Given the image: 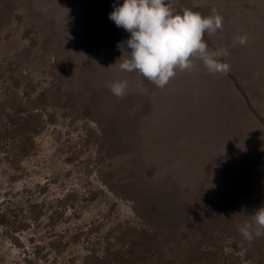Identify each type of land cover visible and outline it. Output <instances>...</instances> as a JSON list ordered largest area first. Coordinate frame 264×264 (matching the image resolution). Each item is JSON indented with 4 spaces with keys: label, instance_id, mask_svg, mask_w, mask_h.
Instances as JSON below:
<instances>
[{
    "label": "rangeland",
    "instance_id": "rangeland-1",
    "mask_svg": "<svg viewBox=\"0 0 264 264\" xmlns=\"http://www.w3.org/2000/svg\"><path fill=\"white\" fill-rule=\"evenodd\" d=\"M171 2L222 16L204 39L227 73L194 59L161 89L121 71L123 0H0V264H264V236L237 230L264 207V0Z\"/></svg>",
    "mask_w": 264,
    "mask_h": 264
},
{
    "label": "clouds",
    "instance_id": "clouds-1",
    "mask_svg": "<svg viewBox=\"0 0 264 264\" xmlns=\"http://www.w3.org/2000/svg\"><path fill=\"white\" fill-rule=\"evenodd\" d=\"M109 19L130 33L129 39L118 44L122 50L120 70L138 72L158 88H164L177 70L195 69L194 59L200 60L212 75L230 70L220 60L228 55L227 49L211 50L204 40L205 33L213 35L223 27V18L215 9L202 16L188 8L176 11L171 0H123L122 5H113ZM235 43L243 46L247 37L238 36ZM125 44L130 52L123 51ZM108 87L113 95L122 98L128 83L117 81ZM237 230L249 242L264 236V207L252 215V223L237 225Z\"/></svg>",
    "mask_w": 264,
    "mask_h": 264
},
{
    "label": "bare ground",
    "instance_id": "bare-ground-1",
    "mask_svg": "<svg viewBox=\"0 0 264 264\" xmlns=\"http://www.w3.org/2000/svg\"><path fill=\"white\" fill-rule=\"evenodd\" d=\"M6 1H7V0H6ZM28 1H29V0H28ZM89 1H90V0H89ZM96 1H97V0H96ZM119 1H120V0H119ZM174 3H175V2H174ZM33 4H34V3H33ZM175 4H177V3H175ZM178 4H179V3H178ZM178 4H177V5H178ZM55 6H56V5H55ZM179 6H180V5H179ZM89 8H90V7H89ZM182 8H183V7H182ZM34 9H35V8H34ZM90 9H91V8H90ZM91 10H92V9H91ZM91 10H90V11H91ZM200 12H201V11H200ZM202 12H203V11H202ZM207 12H208V11H207ZM225 12H226V11H225ZM18 13H19V12H18ZM18 13H17V14H18ZM88 13H89V11H88ZM19 14H20V13H19ZM50 15L52 16V14H50ZM50 15H49V16H50ZM53 15H54V14H53ZM85 15H86V14H85ZM85 15H84V16H85ZM86 16H87V15H86ZM232 16H234V14H233ZM85 18H86V17H85ZM87 18H89V16H88ZM95 18L97 19L98 17L96 16ZM93 19H94V18H93ZM22 20H23V19H22ZM22 20H21V21H22ZM85 20H86V19H85ZM87 20H88V19H87ZM97 20H98V19H97ZM262 21H263V20H262ZM85 22H86V21H85ZM95 22H96V21H95ZM236 22H237V21H236ZM98 23H99V22H98ZM29 24H30V23H29ZM58 24H59V23H58ZM84 24H86V23H84ZM111 24H112V22H111ZM111 24H110V25H111ZM236 24H237V23H236ZM13 25H14V24H13ZM59 25H60V24H59ZM92 25H94V23H92ZM17 26H18V25H17ZM39 26H40V25H39ZM84 26H85V25H84ZM90 26H91V24H90ZM255 27H256V25H255ZM15 28H16V27H15ZM31 28H32V27H31ZM83 28H84V27H83ZM87 28H88V26L86 27V30H87ZM96 28H97V27H96ZM96 28H95V29H96ZM35 29H36V28H35ZM90 29H91V28H90ZM20 30H21V29H20ZM86 30L83 29L84 32H85ZM101 30H102V29H101ZM111 31H112V29H111ZM38 32H39V31H38ZM38 32H36V33H38ZM42 32H43V31H42ZM88 32H89V31H88ZM91 32H92V31H91ZM93 32H94V31H93ZM93 32H92V33H93ZM7 33H8V32H7ZM43 33H44V32H43ZM43 33H42V34H43ZM68 33H69V32H68ZM99 33H100V32H99ZM104 33H105V32H104ZM11 34H12V33H11ZM38 34H39V33H38ZM42 34H41V35H42ZM84 34H85V33H84ZM205 34H206V33H205ZM58 35H59V33H58ZM72 35H74V34H72ZM75 35H76V34H75ZM98 35H99V34H98ZM56 36H57V35H56ZM86 36H87V33H86ZM208 36H210V35H208ZM216 36H217V35H216ZM57 37H58V36H57ZM57 37H56V38H57ZM68 37H69V36H68ZM97 37H98V36H97ZM100 38H101V37H100ZM8 39H9V38H8ZM40 39H41V38H40ZM65 39H66V38H65ZM65 39H64V40H65ZM68 39H69V38H68ZM86 39H87V38H86ZM19 40H20V39H19ZM57 40H58V39H57ZM60 40H61V39H60ZM64 40H63V41H64ZM70 40H71V39H70ZM97 40H98V39H97ZM102 40H103V38H102ZM204 40H205V39H204ZM213 40H214V39H213ZM54 41H55V40H54ZM108 41H109V40H108ZM222 41H223V40H221L220 42H222ZM49 42H50V41H49ZM71 42H72V41H71ZM97 42H98V41H97ZM101 42L103 43V41H101ZM210 42H211V41H210ZM57 43H58V42H57ZM90 43H91V42H90ZM102 43H100V44H102ZM104 43H105V42H104ZM112 43H113V42H112ZM213 43H214V42H213ZM215 43H216V42H215ZM222 43H223V42H222ZM40 44H41V43H40ZM44 44H45V43H44ZM72 44H73V43H72ZM84 44H85V43H84ZM208 44H209V42H208ZM216 44H218V43H216ZM98 45H99V44H98ZM98 45H97V46H98ZM104 45H106V44H104ZM55 46H56V45H55ZM88 46H89V45H88ZM91 46H92V45H91ZM99 46H101V45H99ZM99 46H98V47H99ZM101 47H102V46H101ZM105 47H107V46H105ZM25 48H27V47H25ZM28 48H29V47H28ZM67 48H68V47H67ZM84 48H85V47H84ZM113 48H114V47H113ZM209 48H210V47H209ZM34 49H35V48H34ZM89 49H90V47H89ZM97 49H98V48H97ZM100 49H101V48H99V50H100ZM104 49H105V48H104ZM218 49H219V48H218ZM22 50H24V49H22ZM65 50H66V49H65ZM65 50H64V51H65ZM74 50H75V49H74ZM84 50H85V49H84ZM28 51H29V49H28ZM28 51H25V52H28ZM66 51H67V50H66ZM71 51H72V50H71ZM91 51H92V50H91ZM91 51H90L89 53H91ZM127 51H128V50H127ZM34 52H35V51H34ZM67 52H68V51H67ZM67 52H66V53H67ZM69 52H70V51H69ZM95 52H96V51H95ZM102 52H103V51H102ZM32 53H33V51H32ZM70 53H71V52H70ZM70 53H69V54H70ZM24 54H25V53H24ZM28 54H29V52H28ZM103 54H104V53H103ZM29 55H30V54H29ZM29 55H28V57H29ZM104 55H105V54H104ZM1 57H2V56H1ZM28 57H27V58H28ZM34 57H35V56H34ZM42 58H43V57H42ZM71 58H72V57H71ZM28 59H30V58H28ZM105 59H106V58H105ZM116 59H117V58H116ZM117 60H118V59H117ZM54 61H55V60H54ZM30 62H31V61H30ZM88 62H89V61H88ZM66 63H67V62H66ZM94 64H95V63H94ZM57 66L59 67V65H57ZM57 66H56V67H57ZM66 69H67V68H66ZM79 70H80V69H79ZM34 71H35V70H34ZM203 71H204V70H203ZM53 72H54V71H53ZM204 72H205V71H204ZM34 73H35V72H34ZM55 73H56V72H55ZM57 73H58V72H57ZM35 74H36V73H35ZM58 74H59V73H58ZM128 74H129V73H128ZM120 75H121V74H120ZM186 75H187V74H186ZM184 76H185V75H184ZM34 77L36 78L37 76L35 75ZM131 77H132V76H131ZM29 78H30V77H29ZM40 78H41V77H40ZM214 80H215V79H214ZM180 81H181V80H180ZM180 81H178V84L180 83ZM215 81H216V80H215ZM37 82H38V81H37ZM169 82H170V81H169ZM247 86H248V85H247ZM162 89H163V88H162ZM176 89H177V86H176ZM163 91H164V90H163ZM68 93H69V92H68ZM256 93H257V92H256ZM250 94H252V92H251ZM156 95H157V93H156ZM156 95H155V96H156ZM253 95H254V94H253ZM11 96H12V95H11ZM155 96H154V97H155ZM256 97H257V96H256ZM221 98H222V97H221ZM254 98H255V97H254ZM14 99H15V97H14ZM158 99H159V98H158ZM58 100H59V99H58ZM84 100H85V99H84ZM181 100H182V99H181ZM5 102H6V101H5ZM182 102H184V101L182 100ZM59 103H60V102H59ZM90 103H91V101H90ZM95 103H96V102H95ZM6 104H7V103H6ZM71 104H72V102H71ZM71 104H69V107L72 106ZM85 104H86V103H85ZM175 104H176V103H175ZM63 105H64V104H63ZM65 106H66V105H65ZM67 106H68V105H67ZM79 106H80V105H79ZM89 106H90V105H89ZM91 106L93 107L94 105H91ZM152 106H153V105H152ZM181 106H182V105H181ZM61 107H62V106H61ZM74 107H75V106H74ZM77 107H78V106H77ZM80 107H81V106H80ZM83 107H84V106H83ZM83 107H82V108H83ZM178 107H179V106H178ZM5 108H6V107H5ZM63 108H64V107H63ZM88 108H89V107H88ZM145 108H146V107H145ZM64 109H65V108H64ZM72 109H73V108H72ZM72 109H71V110H72ZM151 109H152V108H151ZM161 109H163V108L161 107ZM69 111H70V110H69ZM143 111L145 112L144 109H143ZM182 111L184 112V110H181V112H182ZM5 112H6V111H5ZM66 112H67V111H66ZM153 112H154V111H153ZM156 112H157V111H156ZM158 112H159V111H158ZM177 112H178V110H177ZM0 113H2V112H0ZM55 113H56V112H55ZM55 113H53V114H55ZM84 113H85V112H84ZM86 113H87V111H86ZM68 114H69V113H68ZM103 114H104V113H103ZM179 114H180V113H179ZM15 115H16V113H15ZM62 115H63V114H62ZM72 115H73V114H72V112H71V116H72ZM175 115H176V114H175ZM180 115H181V114H180ZM185 115H186V114H185ZM19 116H20V115H19ZM49 116H50V115H49ZM59 116H61V115H59ZM178 116H179V115H178ZM10 117H11V116H10ZM17 117H18V115H17ZM20 117H21V116H20ZM22 117H23V116H22ZM22 117H21V118H22ZM69 117H70V116H69ZM107 117H108V115H107ZM13 118H14V117H13ZM38 118H40V117L38 116ZM78 118H79V117H78ZM96 118H97V117H96ZM99 118H100V117H99ZM189 118H190V117H189ZM16 119H17V118H15V122H16ZM18 119H20V118L18 117ZM52 119H53V118H52ZM66 119H67V118H66ZM70 119H72V118H70ZM5 120H6V119H5ZM8 120H9V119H8ZM34 120H35V119H34ZM40 120H41V119H40ZM72 120H75V119H72ZM76 120L78 121V119H76ZM76 120H75V121H76ZM79 120H80V118H79ZM136 120H137V119H136ZM3 121H4V120H3ZM19 121H20V120H19ZM77 121H76V122H77ZM86 121H87V120H86ZM94 121H95V120H94ZM110 121H111V120H110ZM187 121H188V120H187ZM35 122H36V120H35ZM92 122H93V121H92ZM112 122H113V121H112ZM7 123H9V122L7 121ZM82 123H83V122H82ZM113 123H115V122H113ZM208 123H209V122H208ZM252 123H253V122H252ZM10 124H11V123H10ZM36 124H37V123H36ZM87 124H88V123H87ZM107 124H108V123H107ZM37 125H38V124H37ZM39 125H41V124H39ZM90 125H91V124H90ZM98 125H99V124H98ZM105 125H106V124H105ZM24 126H25V125H24ZM34 126H35V125H34ZM85 126H86V125H85ZM92 126H93V124H92ZM92 126H91V127H92ZM11 127H12V126H11ZM20 127H22V126H20ZM26 127H27V125H26ZM32 127H33V126H32ZM32 127H31V128H32ZM35 127H37V126H35ZM40 127H41V126H40ZM40 127H39V128H40ZM70 127H71V126H69V128H70ZM98 127H99V126H98ZM102 127H104V125H103ZM111 127H113V126H111ZM185 127H186V126H185ZM187 127H188V126H187ZM187 127L185 128V130L187 129ZM69 128H66V129H69ZM78 128H79V127H78ZM84 128H86V127H84ZM95 128H96V127H95ZM155 128H156V127H154V129H155ZM249 128H250V126H249ZM249 128H248V129H249ZM7 129H8V128H7ZM7 129H3V130H7ZM16 129H17V128H16ZM23 129H24V128H23ZM34 129H35V128H34ZM40 129H41V128H40ZM45 129H46V128H45ZM52 129H53V128H52ZM192 129H193V127L190 129V131H191ZM13 130H14V129H13ZM17 130H21V129L18 128ZM17 130H16V131H17ZM41 130H42V129H41ZM80 130H81V127H80ZM94 130H95V129H94ZM100 130H101V129H100ZM107 130H108V129H107ZM185 130H184V131H185ZM193 130H194V129H193ZM31 131H32V130H31ZM36 131H37V130H36ZM47 131H49V130H47ZM50 131H51V130H50ZM84 131H86V130H84ZM188 131H189V130H188ZM198 131H199V130H198ZM246 131H247V130H246ZM246 131H245V132H246ZM5 132H6V131H5ZM54 132H55V131H54ZM109 132H111V131H109ZM114 132H115V131H114ZM186 132H187V131H186ZM200 132H201V131H200ZM38 133H42V131H40V132H38ZM51 133H52V132H51ZM85 133H86V132H85ZM87 133L90 134L89 132H87ZM92 133H93V132H92ZM96 133H97V132H96ZM96 133H95V134H96ZM180 133H181V132H180ZM187 133H188V132H187ZM191 133H192V131H191ZM203 133H204V132H203ZM246 133H248V132H246ZM8 134H9V132H8ZM35 134H36V133H35ZM42 134H43V133H42ZM56 134H57V133H56ZM95 134H94V136H95ZM115 134H116V133H115ZM189 134H190V133H189ZM201 134H202V133H201ZM201 134H200V135H201ZM31 135H32V134H30L29 136H31ZM38 135H39V134H38ZM46 135H47V134H46ZM76 135H77V134H76ZM101 135H102V134H101ZM187 135H188V134H187ZM47 136H48V135H47ZM68 136H69V135H68ZM71 136H72V135H71ZM74 136H75V135H74ZM108 136H109V135H108ZM203 136H204V135H203ZM3 137H4V135H3ZM72 137H73V136H72ZM72 137H71V138H72ZM76 137H77V136H76ZM76 137H73V138L75 139ZM84 137H85V136H84ZM156 137H157V136H156ZM1 138H2V137H1ZM4 138H5V137H4ZM38 138H39V137H38ZM41 138H42V136H41ZM104 138H105V137H104ZM107 138H108V137H107ZM110 138H111V137H110ZM151 138H152V137H151ZM172 138H173V137H172ZM172 138H171V139H172ZM33 139H34V138H33ZM45 139H47V137H46ZM48 139H49V138H48ZM52 139H53V138H52ZM108 139H109V138H108ZM138 139H139V138H138ZM159 139H160V138H159ZM163 139H164V138H163ZM165 139H167V138H165ZM9 140H10V139H9ZM30 140H31V138H30ZM38 140H39V139H38ZM75 140H77V138H76ZM75 140H74V141H75ZM79 140H80V139H79ZM91 140H92V139H91ZM39 141H40V140H39ZM51 141H52V140H51ZM77 141H78V140H77ZM105 141H106V139H105ZM166 141H168V140H166ZM170 141H171V140H170ZM36 142H37V139H36ZM81 142H82V141H81ZM147 142H148V141H147ZM152 142H153V141H152ZM27 143H28V142H27ZM51 143H52V142H51ZM117 143H118V142H117ZM135 143H136V142H135ZM149 143H150V142H149ZM149 143H148V145H149ZM165 143H166V142H165ZM17 144H18V143H17ZM38 144H39V143H38ZM43 144H44V143H43ZM53 144H54V143H53ZM96 144H97V143H96ZM154 144H155V143H154ZM162 144H163V143H162ZM24 145H25V144H24ZM31 145H32V144H31ZM89 145H90V144H89ZM141 145H142V144H141ZM160 145H161V144H160ZM5 146H6V145H5ZM28 146H29V145H28ZM46 146H47V145H46ZM46 146H45V147H46ZM52 146H53V145H52ZM79 146H80V145H79ZM84 146H86V145L84 144ZM84 146H83V147H84ZM128 146H129V145H128ZM139 146H140V144H139ZM6 147H8V146H6ZM29 147H30V146H29ZM29 147H28V148H29ZM132 147H133V146H132ZM135 147H137V145H136ZM140 147H141V146H140ZM142 147H143V145H142ZM142 147H141V148H142ZM158 147H159V146H158ZM87 148H88V146H87ZM130 148H131V147H130ZM143 148H144V147H143ZM41 149H42V148H41ZM44 149H45V148H44ZM46 149H47V148H46ZM152 149L154 150V148H152ZM49 150H50V149H49ZM49 150H48V151H49ZM130 150H131V149H130ZM140 150L142 151V149H140ZM143 150H144V149H143ZM146 150H147V149H146ZM42 151H44V150H42ZM81 151H82V150H81ZM154 151H155V150H154ZM5 152H6V151H5ZM46 152H47V151H46ZM138 152H139V151H138ZM142 152H143V151H142ZM39 153H40V151H39ZM88 153H89V152H88ZM143 153H145V152H143ZM147 153H148V150H147ZM152 153H153V151H152ZM152 153H151V154H152ZM156 153H157V152H156ZM156 153H155V154H156ZM161 153H162V152H161ZM82 154H83V153H82ZM141 154H142V153H141ZM159 154H160V152H159ZM9 155H10V154H9ZM20 155H21V154H20ZM32 155H34V154H32ZM46 155H47V153H46ZM85 155H86V154H85ZM15 156H16V155H15ZM43 156H44V155H43ZM153 156H154V155H153ZM78 157H79V155H78ZM78 157H77V159H78ZM82 157H83V156H82ZM140 157H141V156H140ZM154 157H155V156H154ZM222 157H223V156H222ZM0 158H2V157H0ZM86 158H87V157H86ZM143 158H144V157H143ZM155 158H156V157H155ZM223 158H224V157H223ZM73 159H74V158H73ZM73 159H72V160H73ZM140 159H141V158H140ZM224 159H225V158H224ZM3 160H4V159H3ZM59 160H60V159H59ZM96 160H97V159H96ZM134 160H136V159H134ZM141 160H142V159H141ZM221 160H222V159H221ZM221 160H220L219 163H221ZM87 161H88V160H87ZM136 161H137V160H136ZM2 162H3V161H2ZM50 162H51V161H50ZM50 162H49V163H50ZM52 162H53V161H52ZM54 162H55V161H54ZM54 162H53V163H54ZM59 162H60V161H59ZM59 162H58V163H59ZM61 162H62V161H61ZM61 162H60V163H61ZM79 162L82 163V160L79 161ZM84 162H85V161H84ZM4 163H5V162H4ZM8 163H9V162H8ZM15 163H16V162H15ZM87 163H88V162H87ZM0 164H1V161H0ZM5 165H6V164H5ZM18 165H19V164H18ZM42 165H43V164H42ZM76 165H78V164H76ZM96 165H97V164H96ZM1 166H2V165H1ZM78 166H80V165H78ZM93 166H95V165H93ZM7 167H8V166H7ZM13 167H14V166H13ZM15 167H16V165H15ZM43 167H45V165H44ZM76 167H77V166H76ZM158 167H159V166H158ZM84 168H85V167H84ZM152 168H153V167H152ZM226 168H227V167H226ZM76 169H77V168H76ZM85 169H86V168H85ZM85 169H84V170H85ZM41 170H42V169H41ZM64 170H65V169H64ZM87 170H88V169H87ZM144 170H145V168H144ZM38 171H39V170H38ZM88 171H89V170H88ZM148 171H149V170H148ZM9 172H10V171H9ZM12 172H13V171H12ZM12 172H11V174H12ZM41 172H42V171H41ZM44 172H45V170H44ZM44 172H43V173H44ZM63 172H64V171H63ZM15 173H16V172H15ZM17 173H18V171H17ZM82 173H84V172H82ZM87 173H88V172H87ZM87 173H86V174H87ZM92 173H93V172H92ZM5 174H6V173H5ZM77 174H78V173H77ZM13 175H14V174H13ZM80 175H81V174H80ZM235 176H236V175H235ZM15 177H16V176H15ZM4 178H5V177H4ZM17 178H18V177H17ZM80 178H81V177H80ZM236 178H238V177H236ZM12 179H13V178H12ZM0 180L2 181V179H0ZM14 180H15V179H14ZM208 180H209V179H208ZM235 180H237V179H235ZM10 181H11V180H10ZM211 181H212V180H211ZM211 181H210V182H211ZM26 182H27V181H26ZM31 182H32V181H31ZM125 182H126V181H125ZM125 182H124V183H125ZM127 182H128V181H127ZM213 182H214V181H213ZM1 183H3V182H1ZM8 183H9V182H8ZM8 183H7V184H8ZM211 183H212V182H211ZM236 183H237V182H236ZM95 184H96V183H95ZM203 184H204V183H203ZM207 184H208V186H210V183H209V182H208ZM213 185H216V184L214 183ZM0 186H1V185H0ZM2 186H3V184H2ZM179 186H180V184H179ZM220 186H221V185H220ZM26 187H27V186H26ZM127 187H128V186H127ZM200 187H201V186H200ZM216 187H217V186H216ZM230 187H231V186H230ZM27 188H28V187H27ZM202 188H203V187H202ZM211 188H212V187H211ZM222 189H223V188H221L220 190H222ZM31 190H32V189H31ZM179 191H180V190H179ZM188 191H189V190H188ZM200 191H201V190H200ZM212 191H214V190H212ZM33 192H34V191H33ZM222 192H224V191H221V194H222ZM226 192H227V191H226ZM103 193H104V192H103ZM199 193H200V192H199ZM201 193H203V192H201ZM204 193H205V192H204ZM205 194L207 195V193H205ZM205 194H204V195H205ZM210 194H212V193H210ZM213 195H214V194H213ZM124 196H125V195H124ZM202 196H203V195H202ZM221 196H222V195H221ZM125 197H126V196H125ZM187 197H188V196H187ZM190 197H191V196H190ZM219 198H220V197H219ZM211 199H212V198H211ZM185 200H186V199H185ZM12 201H13V200H12ZM215 201H216V200H215ZM8 203H9V202H8ZM189 203H190V202H189ZM189 203H188V204H189ZM215 203H216V202H215ZM215 203H214V204H215ZM116 204H117V203H116ZM197 204H198V203H197ZM206 204H207V203H206ZM9 205H10V204H9ZM215 205H216V204H215ZM235 205H236V204H235ZM11 206H12V205H11ZM233 206H234V205H233ZM8 207H9V206H8ZM193 207H194V206H193ZM217 207H218V206H217ZM12 208H13V207H12ZM34 208H35V207H34ZM187 208H188V207H187ZM203 208H204V207H203ZM214 208H215V207H214ZM249 208H250V207H249ZM249 208H248V209H249ZM7 209H9V208H7ZM195 209H196V208H195ZM220 209H221V208H220ZM134 210H135V209H134ZM193 210H194V209H193ZM215 211H216V210H215ZM222 211H223V210H222ZM136 212H138V210H137ZM235 212H236V209H235ZM235 212H234V214H235ZM197 213H198V212H197ZM201 213H202V212H201ZM217 213H218V212H217ZM236 213H237V212H236ZM214 214H215V213H214ZM220 214H221V213H219V216H220ZM0 215H1V214H0ZM112 215H113V214H112ZM112 215H111V216H112ZM138 216H139V215H138ZM141 216H142V215H141ZM207 216H209V215H207ZM213 216H214V215H213ZM217 216H218V214H217ZM81 217H82V216H81ZM185 217H186V216H185ZM203 217H204V216H202V218H203ZM237 217H238V215H237ZM210 218H211V217H210ZM110 219H112V218L110 217ZM142 219H143V218H142ZM204 219H205V218H204ZM211 219H212V218H211ZM211 219H210V220H211ZM140 220H141V219H140ZM186 220H187V219H186ZM76 221H77V220H76ZM91 221H94V220H91ZM105 221H106V220H105ZM105 221H103V223H104ZM203 221H204V220H203ZM213 221H214V220H213ZM194 223H195V222H194ZM198 223H200V222H198ZM203 223H204V222H203ZM207 223H208V222H207ZM204 224H205V223H204ZM103 225H104V224H103ZM193 225H194V224H193ZM200 225H201V224H200ZM234 225H235V224H234ZM158 226H159V225H158ZM201 226H203V225H201ZM195 227H197V226H195ZM225 227H227V226L225 225ZM62 229H64V228H62ZM145 229H146V228H145ZM217 229H218V228H217ZM233 230H234V229H233ZM144 231H145V230H144ZM147 231H148V230H147ZM236 231H237V230H236ZM158 233H160V232H158ZM227 233H228V232H227ZM218 235H220V234H218ZM223 235H224V234H223ZM231 236H232V235H231ZM70 238H71V237H70ZM231 238H234V237L232 236ZM223 239H224V237H223ZM90 240H91V239H90ZM159 240H160V239H159ZM221 240H222V239H221ZM225 240H226V239H225ZM53 241H54V240H53ZM72 241H73V240H72ZM114 241H115V240H113V242H114ZM232 241H233V239H232ZM228 242H229V241H228ZM2 243H3V242H2ZM162 243H163V242H162ZM225 243H226V241H225ZM3 244H4V243H3ZM113 244H114V243H113ZM150 244H151V243H150ZM227 244H228V243H227ZM231 245H232V244H231ZM4 246H5V245H4ZM103 246H104V245H103ZM103 246H102V247H103ZM225 246H226V245H225ZM189 247H190V246H189ZM117 249H118V248H117ZM122 249H123V248H122ZM164 249H165V248H164ZM242 249H243V248H242ZM120 250H121V249H120ZM161 250H162V249H161ZM193 250H194V249H193ZM239 250H240V249H239ZM80 252L83 253V250H81ZM82 253H81V254H82ZM193 253H194V252H193ZM116 254H117V253H116ZM191 254H192V253H191ZM71 259H72V258H71ZM71 259H70V260H71ZM210 261H211V260H210ZM56 262H57V261H56ZM213 262H214V261H213ZM122 263H123V262H122Z\"/></svg>",
    "mask_w": 264,
    "mask_h": 264
}]
</instances>
